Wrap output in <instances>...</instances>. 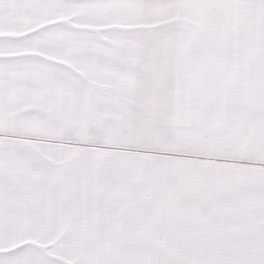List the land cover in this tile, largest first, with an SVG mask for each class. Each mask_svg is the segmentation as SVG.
Masks as SVG:
<instances>
[{
    "label": "snow or ice",
    "instance_id": "1",
    "mask_svg": "<svg viewBox=\"0 0 264 264\" xmlns=\"http://www.w3.org/2000/svg\"><path fill=\"white\" fill-rule=\"evenodd\" d=\"M0 264H264V0H0Z\"/></svg>",
    "mask_w": 264,
    "mask_h": 264
}]
</instances>
